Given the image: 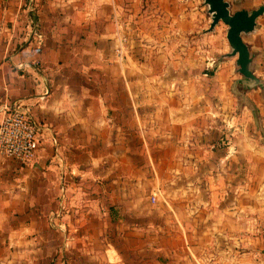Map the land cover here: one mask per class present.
<instances>
[{
  "label": "crops",
  "instance_id": "0c3cea01",
  "mask_svg": "<svg viewBox=\"0 0 264 264\" xmlns=\"http://www.w3.org/2000/svg\"><path fill=\"white\" fill-rule=\"evenodd\" d=\"M143 2L0 0V122L18 107L39 126L31 162L0 155V264H264L258 53L243 38L261 84L236 57L229 83L236 109L259 115L256 146L238 142L235 112L205 126L204 95L195 107L174 94L173 63L129 49ZM191 112L201 127L185 126ZM239 157L259 166V190L238 189Z\"/></svg>",
  "mask_w": 264,
  "mask_h": 264
},
{
  "label": "rangeland",
  "instance_id": "374dc122",
  "mask_svg": "<svg viewBox=\"0 0 264 264\" xmlns=\"http://www.w3.org/2000/svg\"><path fill=\"white\" fill-rule=\"evenodd\" d=\"M143 1L139 12L140 23H136L135 27L130 29L131 38L127 43L129 49H135L136 45L141 46L147 50V57L150 56L148 52L151 51L152 56L150 57L155 63L157 62V65L163 59L168 63H173L177 74L180 75L179 78L175 77L178 80H175L174 94L185 97L188 101L191 100L195 107L198 105V96L204 95L205 102L200 104V111L197 109L196 111L205 116V126L211 125L218 128L223 127L224 124L229 126V123H226V118L229 113L235 112L237 116L234 126L237 128L238 142L242 141L244 144V139L248 137L247 139L250 138L254 145H260L257 131L258 119L256 120L259 115H255L256 122L251 124L248 109L246 107L236 109V99L229 92V83L235 76L234 57H228L229 59L219 57L230 52L226 40L227 26L220 22L213 30L208 31L210 14L203 0H148L147 3H145L146 0ZM228 1L231 12L242 8L251 10L264 4V0ZM128 26L130 27V25ZM243 38L258 53L255 62L256 75L264 78V15L257 19L254 31L244 35ZM159 49L163 51L161 52ZM143 62L147 63L148 61L143 60ZM206 70L209 73L205 74ZM251 96L260 101L259 97L253 94ZM194 114L192 112L189 114L192 118L189 124L185 125L190 129L201 127L204 124L203 121H199V125H197L198 114ZM245 123L248 124L246 129L251 128V133H245L243 136L240 135V132L243 131ZM252 129L255 133H252ZM196 132L191 135L192 143L198 141ZM259 170V166L251 167L246 158L239 157L237 163L238 189L243 190L249 186V189L259 190V184L253 186L252 181L248 180L249 177L256 176ZM208 174L210 177L213 176V172ZM151 190L150 186L146 187L145 193L149 194ZM164 192L161 190V196L155 206H165Z\"/></svg>",
  "mask_w": 264,
  "mask_h": 264
},
{
  "label": "water",
  "instance_id": "95a60500",
  "mask_svg": "<svg viewBox=\"0 0 264 264\" xmlns=\"http://www.w3.org/2000/svg\"><path fill=\"white\" fill-rule=\"evenodd\" d=\"M203 3L210 14L208 31L213 30L220 22L227 26L226 40L230 52L226 56L236 57L237 70L245 80L250 82L251 87L259 86L261 80L251 69L252 57L248 45L243 41V36L254 31L256 20L264 15V4L251 10L242 8L231 12L228 0H203Z\"/></svg>",
  "mask_w": 264,
  "mask_h": 264
},
{
  "label": "built area",
  "instance_id": "2783aa9c",
  "mask_svg": "<svg viewBox=\"0 0 264 264\" xmlns=\"http://www.w3.org/2000/svg\"><path fill=\"white\" fill-rule=\"evenodd\" d=\"M33 36L35 46H41V32L33 31ZM38 130V124L28 117L26 110L11 108L0 122V155L22 163L31 162L39 149ZM150 200L154 203L156 196L152 195Z\"/></svg>",
  "mask_w": 264,
  "mask_h": 264
}]
</instances>
